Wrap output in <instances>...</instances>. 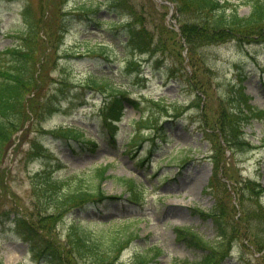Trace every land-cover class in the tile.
<instances>
[{"label": "trees", "instance_id": "1", "mask_svg": "<svg viewBox=\"0 0 264 264\" xmlns=\"http://www.w3.org/2000/svg\"><path fill=\"white\" fill-rule=\"evenodd\" d=\"M150 1L152 4H146L143 0H81L74 4V8L76 12L86 14L98 25H107L119 30V43L114 42L115 44L105 46L111 51V55L107 52L106 57H117L119 51L115 45L120 44L123 47L121 60L128 67L142 57L149 61L155 59L152 61L155 67H160L168 60L166 72L185 83L194 93L191 106L201 109L203 117L206 115V107L211 106L212 117L209 120L205 118L204 121L209 128L205 130V136L213 145L214 176L219 180H229V184L225 183L226 191L231 194V188H234L231 196L232 198L237 196V200L234 199L235 201L229 204L231 198L220 197L215 183L216 178L212 179L209 193L216 200L215 204L208 210L197 208L195 211L202 219L213 221L216 236L213 239H206L190 228L178 230V238L192 250L201 253L199 259L187 260L182 264H222L230 255L235 243L240 245L243 257H246L248 252L263 253L261 258L264 261L263 189L256 181L242 178L240 171L234 170L233 166L227 167L230 164L227 155L229 151L249 149L250 143L245 140L243 131L246 121L250 117L263 115L264 111L247 103L248 96L238 84H235L237 88L235 91L228 92L226 89L219 96L214 95L208 85L215 71L208 66V56L200 52L201 49L231 41L240 46L247 44L264 46V0H242L243 4L250 6L248 15H241L239 4H232V0H165L174 5V18L178 22L179 31L168 24V13L165 10L167 6L161 5L159 9L153 0ZM64 2L65 0H39L35 13L31 2L25 4L23 8L24 30L19 37H22L24 45L8 50L17 58L14 61L15 69L9 76L4 75V79L0 81V165L13 145L12 134L21 128L24 119L28 120L31 117L28 106L33 98H26V94L31 91H42L45 86L43 82L41 88L40 80L36 82L38 76L35 71L27 81V67L24 61L28 57V60L33 62L41 55L46 59L44 64H48L58 54L61 39L68 32L70 18L61 13L60 5ZM103 7L111 14H116L118 19L101 21L97 15ZM36 29L44 30L42 38L35 37ZM166 34L180 40V46L187 50L186 56L170 48L164 39ZM182 41H185V44ZM29 44L32 46L30 49L26 48ZM175 44L179 45L178 42ZM98 46L102 44L88 46L81 54L95 53ZM49 50L51 52L48 53ZM87 79V87L114 96L113 102L117 106L110 109V115L114 120H122L124 101L141 112L140 118H132L129 121L132 126L129 144L138 143L139 147L146 139L152 138L153 132L157 129L160 113L168 115L171 106L175 108L179 106L178 101L167 104L164 98L152 97H143L142 101L137 103L128 98L133 90L127 87L119 88L114 79L107 76L98 77L95 74H90ZM26 86L31 91L25 88ZM204 101L205 105L201 107ZM143 102L146 104L145 107H142ZM50 110L51 105L38 116V121H33L31 127L35 128L38 122L47 117ZM109 126L112 134L110 131L108 135L112 137V143L116 146V134L119 129L115 127L113 130L114 128H111L113 125ZM53 135L70 146L76 142L81 148L90 146L96 150L99 145L98 140L86 138L84 129L78 126H60ZM40 138L38 137L32 146L35 155L41 154ZM36 142H39V145ZM151 148H155V144ZM147 158L148 156L139 161ZM108 171L109 165H94L59 176L51 173L36 174L41 176V180L34 188V191L38 192L34 209L24 213L23 208L16 215L24 239L30 242L35 260L47 261L49 264H114L124 249L141 239V228L136 220L93 226L75 219V224L71 226L65 241L60 240L56 233L57 223L69 213L90 201L109 197L104 182L115 177L109 175ZM239 178L236 186L230 184L232 179ZM119 179L122 184L127 185L132 197L137 201H143L144 190L135 180ZM9 195L14 194L9 192ZM5 215L0 214V220L9 219ZM153 250L156 251L147 248L142 252H136L131 264H149V254ZM246 259H243L245 264ZM254 259L257 260L255 257ZM0 264H3L2 259Z\"/></svg>", "mask_w": 264, "mask_h": 264}, {"label": "rangeland", "instance_id": "2", "mask_svg": "<svg viewBox=\"0 0 264 264\" xmlns=\"http://www.w3.org/2000/svg\"><path fill=\"white\" fill-rule=\"evenodd\" d=\"M74 1L81 0H66L62 6L63 10L72 6ZM143 1L152 4L150 0ZM29 2L32 3L35 13L39 0L0 1V68L11 69L14 58L4 54V50L20 42L18 36L24 30L22 6ZM232 4H239L242 15L249 13V6L243 4L242 0H232ZM157 5L160 7V3ZM99 16L102 20L117 18L111 16L106 7L102 8ZM172 22L174 23V20ZM70 23V32L61 39L62 44L58 54L49 61L52 62L56 58V64L51 65L48 70L49 84L43 94L30 92V97L33 98L28 106L31 117L28 120L24 119L21 126L23 129L13 134L12 142L14 143V140L16 142L14 150L12 146L9 148V153L4 156L5 162L0 165V214L5 213L6 217L14 218L23 208L24 213L34 209L38 198V192L34 191V188L41 180V176H37V173L61 175L92 164H111L110 172L115 178L105 181V190L111 196H122L126 192L127 185L122 184L119 178H134L147 190L146 204L142 211L130 206L122 207L117 203L108 204L90 210L89 213L71 215L59 230L66 234L71 220L78 216L86 221L95 222L109 218L143 216L145 219L140 225L143 238L125 251L124 261H129L141 248L154 245L161 252L158 259L154 258L155 264H182L184 260L197 259L199 253L186 247L185 242H180L175 231L176 228L188 226L207 239L215 237L213 221L203 220L193 213L196 208L208 210L216 202L207 189L212 179L216 177L210 161L211 141L208 142L204 133L205 130H209L204 119L209 120L212 117L211 106L206 107L204 118L200 116L202 113L200 110L189 108L194 93L187 85L171 78L165 71L168 60L156 68L142 57L128 67L121 60L123 47L120 45H115L119 51L117 57H106V53L110 52L111 55V51L105 46L118 42V29L94 25L89 19L83 18L82 14H77ZM35 31L33 32L35 37L42 38L44 30ZM164 39L172 50L187 55V50L180 46L178 38L166 34ZM84 40L88 41L84 43V47H93L99 43L102 46H98V51L92 54H77L76 43L79 44ZM176 42L179 45H176ZM84 47L82 45L80 50ZM200 52L208 56V66L210 65L215 71L208 85L214 95L219 96L226 89L228 92L235 91L237 89L235 84H238L249 96V103L264 110V46L244 47L231 42L204 48ZM90 74L114 79L115 83L119 84V88L127 87L133 90L130 97L140 101L143 96L165 97L167 103L178 100L184 105L179 104L176 108L171 106L169 116L178 117L175 123L166 120L167 113H164L165 115L160 113L153 138L146 139L142 147H139L138 143L128 144V149L134 154L130 158L124 153L125 147L122 145L130 140L132 130L130 119L139 118L141 112L130 107L126 109L123 121L116 122L120 126L116 134V142L119 146L111 147L103 138L111 131L109 124H112L113 118L106 108L111 104L112 97L96 93L86 87L87 76ZM121 83L124 85L122 86ZM49 105L51 110L45 120L38 122L35 128H32L34 119L38 121V116L45 112ZM145 106L143 102L142 107ZM63 123L85 128L88 137L101 141L98 150L76 147L72 150L61 147L52 137L46 136L44 139L46 152L36 158L35 151H32L36 135L43 127L50 130ZM111 128L115 130L114 125ZM165 130H167L165 139L162 137L158 139L156 135ZM244 131L249 141L258 149L252 152H230V155L227 154L230 163L227 167L233 166L234 170H241L244 177L256 178L264 186V115L249 120ZM153 144L159 145V152L154 153L145 162L135 164L137 158L150 152L148 149ZM238 180L240 178L232 179L230 184L236 186ZM226 182L229 184L228 179L216 178L215 181L220 192L219 196L231 198L229 204H232L237 200V196L232 198L234 188L230 185L231 194L226 191ZM9 192L14 195H9ZM20 231L21 228H16L11 220L0 223V252L4 264L20 262L35 264L30 259V243L25 241ZM235 245L237 247L234 248L232 257L224 264H245L240 263L243 259L238 251L239 245L236 243ZM253 256L251 253L248 255L250 260L246 264H264L261 257L255 260Z\"/></svg>", "mask_w": 264, "mask_h": 264}]
</instances>
